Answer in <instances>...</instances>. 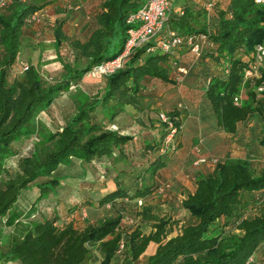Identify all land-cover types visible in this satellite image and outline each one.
Segmentation results:
<instances>
[{"label": "trees", "instance_id": "obj_1", "mask_svg": "<svg viewBox=\"0 0 264 264\" xmlns=\"http://www.w3.org/2000/svg\"><path fill=\"white\" fill-rule=\"evenodd\" d=\"M88 2L98 4L99 8L94 14L95 25L84 39L67 36L62 19L52 25L55 58L62 72L58 80L50 82L41 77L33 64L21 69L18 76L7 79L11 64L18 56L25 24H28L24 18L47 1L11 0L0 9V217L10 210L22 188L29 185L38 188L32 203L53 189L59 179L51 173L59 163L66 164L71 157L89 162L110 156L116 147L131 138L130 134H120L94 121L95 111L110 119L127 104L142 109L139 95L145 77L173 83L175 76L169 71L181 75L176 66L187 67L180 64L172 52H162L159 48L146 51L145 46H140L130 51L121 67L102 75L104 85L100 94L93 96L79 88L68 91L70 82L74 84L94 64L121 51L129 26L125 18L141 5V0H86L79 8L88 14L87 20L91 19L84 10ZM196 10L198 12L191 6H183L176 18L169 19L167 29L180 35L204 33L211 43L206 44L209 51L203 49V45L202 53L195 57L187 45L178 47L185 46L194 59L208 56L222 63L220 73L206 79L203 90L217 127L234 133L239 121L256 113L262 118L264 132V92L257 95L252 83L246 81L240 103L232 102V96L241 85L243 57L255 43L264 39V7L254 0H216L210 16L203 6ZM64 42L76 50L73 63L60 53ZM224 67H227L226 72ZM65 91L75 112L60 128L49 130L38 120V112ZM164 113L176 132L180 130L177 110ZM159 122L161 132L156 150L165 154L169 150L159 148L167 129L164 122L160 119ZM35 136L27 152L19 156L17 169L9 173L5 160L19 151L16 144ZM259 143L264 146V136ZM162 165L160 159L153 160L149 174ZM43 177L48 178L43 180ZM165 183L143 185L131 193L122 187L104 193L96 204H110L114 214L96 223L78 225L81 210H71V219L62 224L57 222L59 215L55 212L32 220L20 236L0 248V260L19 264H87L96 250L102 256L99 264H111L121 253L125 263L131 264L148 243L153 242L154 249L146 254L142 264H248V258L264 242V202L251 215L243 214L245 206L256 200L255 193L264 190V155L257 167L247 158L224 157L217 159L209 171L197 173L192 192L180 201L193 221L182 225L175 234L167 236L168 219L146 213L149 210L146 204L139 211L141 216L153 219L147 232L138 224L129 230L120 229L123 215L139 213L135 209L136 199L143 198L152 188L157 191ZM221 217L223 224H231L237 232H214L215 223Z\"/></svg>", "mask_w": 264, "mask_h": 264}, {"label": "crops", "instance_id": "obj_2", "mask_svg": "<svg viewBox=\"0 0 264 264\" xmlns=\"http://www.w3.org/2000/svg\"><path fill=\"white\" fill-rule=\"evenodd\" d=\"M46 1L47 3L39 8L38 11L41 13V16L42 12H46L49 15V18L46 20L43 19L42 22L48 21L49 24L52 25V23L55 24L57 21L50 23V18L54 17L55 15H59L66 10L62 7V4H58L55 0ZM69 1L71 3H79L82 8V4L86 0ZM205 3L206 0H170V8L166 19V27L169 26L170 18H176V16L182 12L183 6H191L195 12H198L196 10L198 7L203 6L205 9ZM92 5L94 4L88 2V4L84 6L86 8L84 10L91 15V19L88 20L83 15L85 14L83 9L78 8L81 9L78 11V13L83 12L81 16V26L84 27L81 34L84 36V38L90 32V29H92L95 25L94 14L97 12L99 5ZM210 10V12L207 11L209 16L211 13H213L212 8ZM79 26L80 25L78 24V27ZM31 27L32 25L28 27L25 26L24 29L26 31L23 32V35L30 39L34 38L35 34L37 33L35 32L36 30L31 29ZM84 38L79 39L82 40ZM174 52L182 58H187L189 54L192 55V53L188 51L185 46L176 47L172 54ZM55 54L56 53H53L52 55L55 57ZM21 56L22 55L17 56L15 62L11 64L10 70L17 67L19 63L25 62L24 59H21ZM200 61L208 65V71H203L198 66L190 65L189 67L187 66L188 68L186 67L185 73L177 76V72L171 70L169 71V74L172 77L175 76V78L173 77V83L161 81L154 77H145L139 95L140 102L143 105L142 109H136L133 106L127 104L122 110L118 111L110 119L103 117L100 112L95 111L94 121L100 122L104 127L116 130L120 134H130L131 138L124 144L116 147L110 156H103L97 160H92L89 162H84L79 158L71 157L68 163H59L51 173L52 176H55L59 179L57 185L54 186L53 189L45 193L40 200L35 201L34 203H32L34 200L33 199L31 202L29 201L23 203L22 205L13 204L10 210L4 216L0 217V248H3V245L6 244V242H8L10 239L20 236L29 226L30 221L41 219L42 216L53 214L54 212L59 215L57 220L59 224L71 219V214L69 213L71 210L78 212L81 210L83 217L82 215L79 216L78 221L83 219L85 222L83 225L86 223H96L104 216L113 212L112 206H110L108 203L104 205L96 204V200L101 195L114 189L115 187H122L128 193H131L137 187H142L143 185H157L167 182L168 177L170 178L175 174L174 171L169 172V165L178 166L175 163L178 158L185 157V162H188L189 160L186 158L187 156L195 159V157L199 156L200 154H205L204 152H208L201 150L202 142H204L206 145H224L225 153H232L235 144L229 138L230 134L234 133L224 132L217 127L215 117L203 92L205 80L220 73V71L218 72L219 65L208 56L201 58ZM84 75L80 80L74 83L72 90L79 88L87 93L90 91L89 94H100V90H102L104 85L103 76H97L101 83L91 90V88L88 87L90 82L86 80L87 78ZM201 77L203 78V81L201 84H198ZM68 91H71V89ZM63 96L64 92L53 99L50 105L46 109L41 110V112L46 114L45 111L48 113L52 110L57 111L59 102L61 99H63ZM179 102L182 103V105H180L182 107H177L176 104ZM70 103L72 104V108L75 112L72 101ZM173 109L177 110L178 118L181 124L180 130L177 134V146L174 154L172 153V155L170 152L160 154L156 150V145L158 143V139L160 138L161 132V123L157 118V113L159 111L168 112ZM73 113H71L68 118L63 121V123H65ZM39 117L43 121L42 116ZM239 122L237 123L236 127L238 126ZM60 126L57 128H60ZM196 145H198V151L195 150ZM155 159H160L163 162V165L152 174H149V165ZM180 161L181 160H179V162ZM197 167V170L199 168H201V170H198L192 174L191 184L186 185V180L184 178L185 175L178 180L177 198L179 204L181 199L184 198L187 193L192 192L195 185V175L199 172H207L212 168L210 163H201L197 165ZM46 178L48 177H43L41 179L44 180ZM180 184L182 186H180ZM28 187L36 186L29 185ZM152 194L153 190H150L147 195L141 198L142 202L140 205L142 206L143 204H146V206L149 208L146 213L156 215V206L154 207V205H156V200L153 198ZM35 195H37V193ZM167 197L170 196L167 195ZM149 201H151V204L148 203ZM163 203H169V200L167 199ZM141 206H136L135 209L137 212ZM84 209L90 212L100 211L99 216H101V214L102 216L93 220H87L86 216L84 215ZM181 209L184 214H187V211L184 208L181 207ZM152 222L153 219L148 218V216H141V212L139 211V213H135L133 217L129 215H123L119 221V228L123 230H129L138 224L144 232H147L151 228ZM148 223L150 227L147 230H144L142 226H147ZM153 249L154 243L149 242L145 248V251L147 250L146 254L151 253ZM94 251L97 252L96 250ZM95 256L98 259L97 264H99L102 256L99 252H97ZM117 257L118 255L113 258L111 264H119L116 262L118 259ZM0 264L19 263L17 261L0 260Z\"/></svg>", "mask_w": 264, "mask_h": 264}, {"label": "rangeland", "instance_id": "obj_3", "mask_svg": "<svg viewBox=\"0 0 264 264\" xmlns=\"http://www.w3.org/2000/svg\"><path fill=\"white\" fill-rule=\"evenodd\" d=\"M55 1L58 4H62V7L65 8L66 11H63L61 14L51 17L49 20L50 23L53 21L56 22L62 19L63 20V30L67 36H69L70 38H78V39L84 38V36L81 34L83 27H84V26H81L82 12H79V13L72 12L70 11V9H66L65 4L67 2H70L69 0H55ZM48 16L49 15L46 12L45 13L42 12V16L38 21L25 24L27 27L32 25L31 29L36 30L35 32L37 33L32 39L27 38L26 36L22 35V40L20 42L18 55H22L21 59H24L25 62L19 63L20 65L18 64L17 67H15L14 69L12 68L11 70L8 71V76H7L8 80H11L12 78L19 75L23 64H26V65L33 64L34 66H36L41 77L47 82L59 79L60 72H62V67L60 65V62H58V60H56V58L52 55L53 53H55L54 45L52 42L53 38H52V31H51L53 23L51 25L49 24L48 21L42 22L43 19L45 20L48 19L49 18ZM73 20H76L80 26L79 27L73 26L72 25ZM24 31L26 30L24 29ZM203 49H207L206 51L210 50L209 46H206L205 44H204ZM75 52L76 50L72 49L71 46L66 42H64L62 46L60 47V53L64 55L70 63H73L74 61ZM173 55L179 63H182L188 67L190 65L198 66L203 71H208L207 69L209 68L208 65L200 61L199 59L200 56L194 59L193 55H190V54L187 56V58H182L181 56H178L177 53L175 54V52L173 53ZM49 62H52V63H49ZM46 63H49V64L44 65ZM218 65H219V70H218L219 72L220 69L222 68V63H219ZM84 76L87 78L86 80L90 82L88 87L91 88V90H93L95 86H98L101 83L97 77L99 76L98 74H92L88 71L85 73ZM202 81H203V78L201 77L198 84H201ZM71 91L73 90L71 89ZM67 93H68L67 91L64 92L63 99H61V101L59 102V107L57 108V111L52 110L49 113L45 111L46 114H44L41 111L38 112V115H37L38 120L42 124H44V126L47 129L54 130L55 128L59 127L60 125H62L63 121H65L68 118V116L74 112V109L72 108V104L70 103L71 102L70 98L68 97ZM90 95L94 96L96 94H90ZM179 103L182 105L181 102ZM159 112H164V111H159ZM39 116H42L43 121L40 119ZM262 126H263L262 118L256 113H253L252 115L247 117L244 121L239 122L236 132H234V134H230V138H229L235 144L233 152L230 153L231 155L229 153L227 154L225 153L224 145L223 146H220V145L214 146L212 144L206 145L204 142H202V145L204 147L201 145V150L208 151V152H204L205 155L215 156L217 157V159L224 158L225 155H229L225 157H235V156L243 157V158L249 159L252 162L253 166L255 167L260 166L261 158L264 155V146L259 143V140L262 139L264 136ZM178 132L179 130L176 132V135L174 136V143H176V146H177ZM35 139H36V136L35 138L29 137V138L24 139L22 142L16 144V147L17 149H19V151L15 155L9 156L5 160V165L7 169L9 170V173H13L17 169V164L20 158L19 156L27 152L31 143ZM173 145L175 146V144ZM176 146L174 149H172L171 146L167 148V150H169L171 155L172 153L174 154ZM186 158H188L189 160L188 162H185V157H181V158H178V160L175 162L178 166L169 165V172L174 171L175 174L172 175V177L170 178L168 177V181H167L168 186L162 188L161 191L159 192L155 191V188H152L153 190L152 195H153V198L156 200V205H154V207L156 206L155 207L156 216L164 217L168 219L167 236L178 232L180 228L182 227V225L193 221V218L190 217L188 213L184 214L180 207V204L177 198L178 180L179 178H182L185 175L186 177L184 176V178L186 180L185 181L186 185L191 184L192 174H194L198 170H201V168L197 170L199 166L198 167L193 166L192 162L194 158L192 159V157H188V156ZM179 160L181 161L179 162ZM212 165L213 164L210 163L211 167ZM180 186L182 185L180 184ZM36 193L38 194L37 187L22 188L13 204L22 205L23 203H26L29 201L31 202L36 197L35 195ZM167 195L170 197H167ZM167 199L169 200V203H166V204L163 203ZM254 199H256L257 201L256 200L250 201L245 206V210L243 213L244 215H251L256 210L257 206L260 203L264 202V190L260 192H256ZM150 202L151 201H149L148 203L151 204ZM140 204L139 206H141ZM98 210H101V209H98ZM84 213L83 214L86 216L87 220H93L95 218L102 216V214L101 216H99L100 211L90 212L84 209ZM111 213L114 214V212H111ZM129 216L133 217L131 212ZM223 221H224V218L222 217L217 219L215 223L216 229L214 232H217V231L224 232V233L225 232H237V229L233 228L231 224H227V225L223 224ZM83 223H85L83 219L77 222V224L80 226H82ZM142 227L144 230H147L150 226L148 223L147 226H142ZM97 252L93 251L91 258L87 261V264H97L98 259L95 256ZM146 253H147V250L145 252H142L139 255V257L136 260H134L131 264H142L145 260ZM122 254L123 253L118 255L117 257L118 259L116 262H118L119 264H126L125 261L123 260ZM248 264H264V242L260 244L257 247V249L254 251V253L250 256V258H248Z\"/></svg>", "mask_w": 264, "mask_h": 264}, {"label": "built area", "instance_id": "obj_4", "mask_svg": "<svg viewBox=\"0 0 264 264\" xmlns=\"http://www.w3.org/2000/svg\"><path fill=\"white\" fill-rule=\"evenodd\" d=\"M11 0H0V9L5 7ZM24 1V0H19ZM216 0H206L205 9L210 11L213 3ZM256 3L261 4L264 7V0H254ZM65 7L70 10H77L80 7L79 3L67 2ZM170 8V0H141V5L134 11L127 14L125 21L129 26L126 29V39L124 41L121 51L112 58L103 60L97 64H94L89 70L92 74L106 75L117 68L121 67L125 57L133 49L145 46L146 51H151L154 48H159L162 52H173V50L180 45H187L189 50L197 57L202 50L204 44L210 45L206 35L202 32L190 33L187 35H180L176 32L169 30L165 27L167 14ZM84 17L89 18L88 14ZM41 18V13L37 10L24 18L25 23L36 22ZM73 26H78L77 21H72ZM152 42V43H151ZM244 65L242 67V80L240 89L232 96V102L239 104L241 101V94L243 93V84L246 81L252 83V88L255 93L261 94L264 92V39L261 42H257L253 45L248 54L243 57ZM26 64L21 67L25 69ZM176 70L179 74L186 72L185 66H176ZM223 71H227V67L223 68ZM180 76V75H177ZM74 87L73 83H69L68 89ZM181 104H177L180 106ZM159 119L166 125V133L162 138V144L159 148L160 151H164L169 146L173 148V138L176 133V128L173 125L171 119L164 112H158ZM195 150L198 151V145L195 146ZM217 160L215 156H206L200 154L193 160V165L197 166L204 162H210L213 164ZM168 186L167 183L159 186L157 191H161L162 188ZM136 203L139 205L141 199H136ZM119 247L122 243L119 242Z\"/></svg>", "mask_w": 264, "mask_h": 264}]
</instances>
